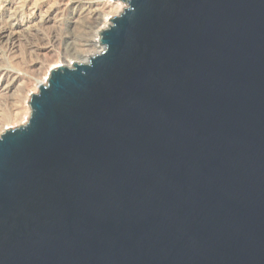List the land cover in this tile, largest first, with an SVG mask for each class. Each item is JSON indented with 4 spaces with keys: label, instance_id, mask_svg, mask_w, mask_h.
<instances>
[{
    "label": "water",
    "instance_id": "95a60500",
    "mask_svg": "<svg viewBox=\"0 0 264 264\" xmlns=\"http://www.w3.org/2000/svg\"><path fill=\"white\" fill-rule=\"evenodd\" d=\"M0 135V264H264V0H123Z\"/></svg>",
    "mask_w": 264,
    "mask_h": 264
},
{
    "label": "rangeland",
    "instance_id": "374dc122",
    "mask_svg": "<svg viewBox=\"0 0 264 264\" xmlns=\"http://www.w3.org/2000/svg\"><path fill=\"white\" fill-rule=\"evenodd\" d=\"M75 1L83 3L86 0H33V2L32 0H29V2L28 0L27 2L26 0H0V135L7 128L19 127L29 120L22 123L25 120L22 118L25 116L24 111L27 108L22 110L21 107L28 105L24 104L23 101L24 96H26L25 90L31 88L29 93L31 97L33 94L38 93L40 86L34 88L37 87V80L44 77V71L49 69L50 66L68 65L70 60H72L70 66L75 63H86L85 61L77 62L71 57H64L63 45L61 47L59 45V48L56 47L57 53L54 52V57L51 56L53 55L51 53V55L45 54L49 49L46 50L47 52L45 50L43 52L44 48H55V42L53 41L56 38L60 40L69 35L72 36L73 33L69 32V25L71 24L70 20L73 19L71 5ZM24 2L26 3L24 4ZM121 2L123 7L116 14H111L110 23L101 32L111 25V19L121 14L127 7L124 1ZM64 4L67 6H62ZM10 8H12V12ZM55 10L57 12H54ZM79 26L80 24H78V28ZM10 28L12 31L15 29L13 31L17 36L15 40L7 37L5 39L4 37L5 33L9 34L11 32ZM41 52L42 55H40ZM96 54H93V56ZM42 64L45 66L43 72L40 73ZM16 105L24 113L22 114L23 117L21 115L17 119V122L15 121L16 112L20 109ZM28 118H30V115Z\"/></svg>",
    "mask_w": 264,
    "mask_h": 264
},
{
    "label": "bare ground",
    "instance_id": "6f19581e",
    "mask_svg": "<svg viewBox=\"0 0 264 264\" xmlns=\"http://www.w3.org/2000/svg\"><path fill=\"white\" fill-rule=\"evenodd\" d=\"M121 1H123V0H101V1H99V0H86L83 3H81V1L72 2L73 5H71V7H72L71 10H73L72 11V18L73 19L70 20L71 24L69 25V32L71 34L73 33L72 36L69 35L68 37H66L64 39H60V40L58 38H56L53 41V42H55V48L50 49V47H47V48L43 49V52H44V50L46 51L49 49L48 52L46 51L47 53H45V54L49 55L51 53L53 55H51V54L50 55L52 57H54L55 53H57V51L55 50L56 47L58 46L57 48H59V45H60V47L63 45L64 57H71V58L77 60V62H82V61L88 62L89 59L91 58L90 57L91 55L93 56V54H96L98 52L100 53L105 48V45L100 40L101 39L100 33H101L102 29L105 28L110 23L111 14H113V13L116 14L117 11H119V9H121V7H123V4ZM26 2H27V0H26ZM26 2H24V4ZM28 2H29V0H28ZM32 2H33V0H32ZM18 3H20V2H18ZM62 6H67V5L64 4ZM11 9L12 8H10V11H11ZM54 12H57V10H55ZM14 13H15V10H14ZM51 17H53V16L51 15ZM49 19H51V18H49ZM46 20H47V18H46ZM78 24H80L79 28H78ZM13 31L11 29V32L9 34L5 33V35H4L5 39L7 37L8 39L10 38L11 40L12 39L15 40L17 36ZM6 32H8V31H6ZM64 44H65V47H64ZM42 54L43 53L41 52L40 55H42ZM71 63H72V60H70V62H68V66H70ZM44 66H45L44 64L41 65V67H40L41 72L40 73L43 72ZM52 68H54V66H50L49 69H47L46 71L43 72L44 77L37 80V83H36L37 87H35L34 89L39 88L38 86L45 84L46 81H48L49 74H50V71ZM25 91H26V96H24L23 101H24V104L26 103L28 105H24L21 108H22V110H24L23 108H25V110L27 108V110L24 111L25 116L23 117L22 114H24V113L21 111V108H19V106L16 105V106H18L17 108L20 109V111L16 112V117H15L16 122H17V119L22 115V117H23L22 119H25L22 122V123H24L26 120L29 119L28 118L29 115H31L32 109H31V105L29 104V102L31 101V98H32L31 95L29 94L31 92V88H28ZM16 109H14V110H16ZM4 129H6V127H4Z\"/></svg>",
    "mask_w": 264,
    "mask_h": 264
}]
</instances>
